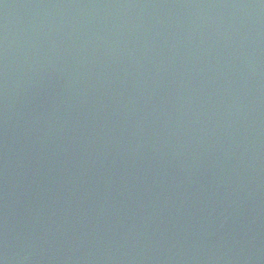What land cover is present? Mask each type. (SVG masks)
Masks as SVG:
<instances>
[{
  "label": "water",
  "instance_id": "1",
  "mask_svg": "<svg viewBox=\"0 0 264 264\" xmlns=\"http://www.w3.org/2000/svg\"><path fill=\"white\" fill-rule=\"evenodd\" d=\"M0 264H264V0H0Z\"/></svg>",
  "mask_w": 264,
  "mask_h": 264
}]
</instances>
